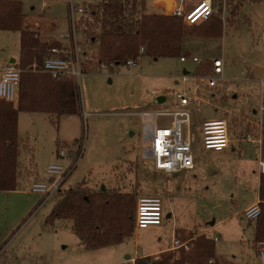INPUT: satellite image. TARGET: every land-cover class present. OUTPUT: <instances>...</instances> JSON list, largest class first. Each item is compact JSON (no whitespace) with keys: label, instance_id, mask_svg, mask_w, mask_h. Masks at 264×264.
Segmentation results:
<instances>
[{"label":"rangeland","instance_id":"obj_1","mask_svg":"<svg viewBox=\"0 0 264 264\" xmlns=\"http://www.w3.org/2000/svg\"><path fill=\"white\" fill-rule=\"evenodd\" d=\"M19 1L23 13L42 26L40 40L66 47L71 45V39L62 40L60 35L71 32L70 7L85 9L84 15H74L73 40L87 71L80 79L79 115H63L58 120L41 113L18 115V186L14 191L0 192V264H117L113 263L115 257L107 254L110 248L86 250L73 232L71 220H57L52 225L45 222L60 195L81 183L92 191L104 188L111 193L131 194L134 205L139 196L172 197L163 206L160 226L137 230L132 218L133 232L123 242L126 253L142 255L167 250L174 232L191 240L192 245L208 232L206 237H219L214 242V264H260L259 246L253 242L254 222L240 217L257 197L259 153L245 137L257 138L260 125L264 0L241 3L229 24L223 21L218 39L190 37L184 41L182 54L202 59L223 57L222 80L215 88L192 81L190 77L201 75V66L190 60L180 63L178 57L154 60L143 55L137 59L136 68L120 64L113 67L110 75L101 72L96 23L103 7L100 0ZM158 2L145 0V8L139 6L138 10L162 14ZM231 3L233 7L237 0ZM168 5L170 9L169 2ZM92 11L96 15L92 16ZM4 48L14 60L19 59L14 33L0 32V51ZM183 71L188 73L186 82L182 81ZM36 73L41 72L33 74ZM183 91L189 97L201 98L186 107L191 111V122L182 126L183 134L190 133L193 154L201 164L192 172L164 175L154 170L152 162L142 159L141 124L138 117L128 113L175 111L180 108L177 94ZM159 96L166 97L163 105L156 102ZM82 109L87 114L85 119L81 118ZM213 118L226 121L230 148L203 152L200 122ZM155 122L157 127L170 126L171 117H158ZM58 144L74 153L80 148L81 156L60 191L41 204L43 197L30 193V185L45 179L48 165H70L55 156ZM133 214L134 207L132 217ZM167 254V264H178L171 260V253ZM179 263L192 264L182 261L181 254Z\"/></svg>","mask_w":264,"mask_h":264},{"label":"trees","instance_id":"obj_2","mask_svg":"<svg viewBox=\"0 0 264 264\" xmlns=\"http://www.w3.org/2000/svg\"><path fill=\"white\" fill-rule=\"evenodd\" d=\"M244 1L227 0V17L234 18L237 8ZM145 8V0H110L101 9L96 20L99 30L97 59L99 62L123 64L127 59L138 56L144 48V56L152 59L180 57L187 38L199 37L218 39L223 22L217 15L195 25L187 26L181 18L163 14H146L138 10ZM26 16L19 0H0V31L19 32L20 55L18 64L23 70L16 89L14 102L0 100V191L17 189L18 115L41 113L58 120L63 115H79V98L76 87L70 79H52L44 73H30L32 64L40 65L48 55L53 42H41L39 33L24 29ZM142 55V56H143ZM200 73L211 70L209 61L200 65ZM261 115L260 158L264 160V90ZM261 215L254 221L253 242L264 243V175L259 177L257 190ZM134 197L131 194L111 193L108 190L92 191L85 184L69 189L57 199L47 224L57 220H71L75 235L86 250H96L122 243L133 232L132 210ZM188 253L181 252L182 261L192 264H209L214 258V241L199 236L192 242ZM170 255L162 262H151L148 258L135 260L134 264H167ZM178 264L179 261L177 262ZM218 264V263H215Z\"/></svg>","mask_w":264,"mask_h":264},{"label":"built area","instance_id":"obj_3","mask_svg":"<svg viewBox=\"0 0 264 264\" xmlns=\"http://www.w3.org/2000/svg\"><path fill=\"white\" fill-rule=\"evenodd\" d=\"M110 0H100L104 6ZM158 5L163 10V15L181 18L187 26H192L198 22L205 21L211 15H217L220 20L226 23L227 17V0H196L192 5L187 4L190 0H158ZM166 1H171V7L168 10ZM101 6V7H102ZM75 13L79 15L85 14V9L71 8L69 11L71 32L68 35H60V39H71L70 46H52L48 49V55L42 60L40 65L32 64L28 71L41 72L49 75L52 79H70L78 92L79 102L82 101L80 79L87 71L84 69V63L76 49V43L73 40V34L76 31V22L74 21ZM96 15L92 11V16ZM24 29L28 31L38 32L39 25L33 23L26 18ZM91 40L94 41L95 38ZM144 54V48L141 47L138 56L134 59H127L123 64L133 69L137 67V59ZM190 60L196 66H200L206 61L211 63V70L208 73L199 76L190 77L192 81H198L207 88H215L219 81L222 80L224 68L223 57H212L202 59L196 55L182 54L179 57L180 63H185ZM117 66L114 62H98V68L106 75L112 73L113 67ZM22 69L18 62H5L0 70V100L5 102H14L16 99V89L20 80ZM188 73L183 75L182 81L186 82ZM179 100V109L171 112L149 111L142 110L128 113L139 118L141 124V155L145 161H150L153 164L154 170L164 175L178 174L183 171H192L195 166V156L193 154L192 139L189 132L183 134L182 126L190 125L191 111L186 108L190 103L200 102L199 96L189 97L186 91L177 94ZM81 104V103H80ZM263 108L260 107V117ZM87 114L81 112V118L85 119ZM171 117L170 126H156V118ZM201 146L203 151L221 152L229 149L230 139L228 125L224 119H205L200 122ZM252 138L251 135H246L245 140L253 144L259 153L257 161L258 173L264 175V160L260 158L261 137ZM58 159L67 160L70 165L64 168L59 164H50L45 169V179H39L30 185V193L39 194L43 197L41 202L45 203L56 195L64 184L69 174L75 168L78 158L81 156V149H73L58 144L55 152ZM172 197L165 196H139L136 198L134 205L133 224L134 229H145L148 226H160L163 219V206L170 203ZM261 215L259 201L247 207L240 219L248 222H254ZM207 236V233H205ZM214 242L219 240V237L212 238ZM191 240H184L173 233L170 246L165 252L157 253L151 257L152 262H162L163 255L171 253L173 262L180 261L182 251L190 250ZM258 259L260 264H264V243H258ZM134 260L130 259L125 264H134ZM209 264H214V260L210 259ZM187 264V263H185Z\"/></svg>","mask_w":264,"mask_h":264},{"label":"crops","instance_id":"obj_4","mask_svg":"<svg viewBox=\"0 0 264 264\" xmlns=\"http://www.w3.org/2000/svg\"><path fill=\"white\" fill-rule=\"evenodd\" d=\"M156 4L158 5V3H156ZM170 4H172V3H170ZM144 13H146V11ZM25 16L31 22L37 23L39 25L38 33L40 35L41 34L40 32L43 29H42V26L40 25L39 21L37 19H35V18L31 19L26 14H25ZM0 32H10V31H0ZM11 33H14L17 36V41L19 43L20 33L19 32H11ZM40 41L43 42L42 40H40ZM19 55H20V47H19ZM11 60H14V59L12 58L11 54H7V48L2 49L0 51V70H1V68H2V66H3V64L5 62H10ZM14 62H18V60L15 59ZM259 118H260V125L258 126V134L256 135L257 137H259V131L261 132V117H260V115H259ZM260 135H261V133H260ZM229 148H230V145H229ZM203 152H207V151H203ZM257 161H258V159H257ZM194 162H195V166H194V169L192 171L198 170L200 168V164H201L200 161H199V159L196 156H195V161ZM192 171H183V172H192ZM257 174H258V186H259V177H260V174L258 173V168H257ZM177 189L179 190V188H177ZM257 190H258V187H257ZM0 192H10V191H0ZM257 201H259L258 200V196L256 197L255 202L249 204L247 207H249L250 205L256 203ZM207 235H208V232H207ZM123 242L120 243V244H118V245H114V246L107 247V248H110L109 250H112V251H108L107 252L108 256L115 257V260H114L113 263L125 264L130 259H133L134 261L135 260H138V259H143V258L151 259V257H153V255H155L157 253H161V252L166 251V249L165 250L164 249H157V250H154L153 252H147V253L142 254V255L139 254V253L136 254V252H134L133 255H131L129 253H126V249L123 246ZM0 249H1L0 250V253H1V251L3 250V247H0ZM120 257L123 259V261L120 259Z\"/></svg>","mask_w":264,"mask_h":264},{"label":"water","instance_id":"obj_5","mask_svg":"<svg viewBox=\"0 0 264 264\" xmlns=\"http://www.w3.org/2000/svg\"><path fill=\"white\" fill-rule=\"evenodd\" d=\"M168 2L171 3V1H166L167 9L169 10ZM155 60H156V59H155ZM10 62H14V60H11ZM186 74H187V72H186V71H183V75H186ZM156 102H157L159 105H163V104L166 102V97H164V96H159V97H157ZM131 134H132V133H131ZM102 190H104V188H102Z\"/></svg>","mask_w":264,"mask_h":264}]
</instances>
